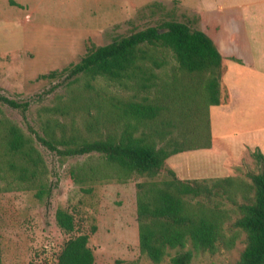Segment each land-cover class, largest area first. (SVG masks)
Returning a JSON list of instances; mask_svg holds the SVG:
<instances>
[{"label": "trees", "instance_id": "16d2710c", "mask_svg": "<svg viewBox=\"0 0 264 264\" xmlns=\"http://www.w3.org/2000/svg\"><path fill=\"white\" fill-rule=\"evenodd\" d=\"M168 55L176 63L169 70ZM221 71L222 58L210 39L199 29L173 19L105 45L88 44L76 63L38 75L36 80L55 82L42 95L58 87L68 89L78 81L87 93L96 90L93 84L97 81H110L132 91L127 99L98 93L96 108L107 111L114 131L96 140L76 136L55 139L28 126L31 139L17 125L0 120V164L10 180L0 192L10 190L8 184H36L35 197L48 198L50 187L42 183L44 160L33 140L59 159L97 155L96 166L74 167L69 174L74 182L87 183L96 176L121 183L132 174L149 179L135 184V222L139 254L151 263L160 264L168 251L175 252L169 264H190L193 254L230 249L238 234L224 233L229 213L223 209V201L228 200L236 214L232 228L244 234V246L235 264H264V155L257 150L251 153L263 169L249 174L247 185L230 177L179 180L168 169L164 178L153 180L169 156L208 147V107L225 99L219 88ZM0 104L16 110L24 120L30 102L0 94ZM67 108L51 110L61 113ZM172 118L176 122L173 125ZM100 122L105 123L104 114ZM169 126L178 129L182 142L188 135L186 129L194 139L203 141L200 145H180L167 136ZM236 195L239 203L234 200ZM54 221L64 233L75 229L72 214L63 209L55 210ZM87 238L80 234L67 239L54 264H93Z\"/></svg>", "mask_w": 264, "mask_h": 264}, {"label": "rangeland", "instance_id": "374dc122", "mask_svg": "<svg viewBox=\"0 0 264 264\" xmlns=\"http://www.w3.org/2000/svg\"><path fill=\"white\" fill-rule=\"evenodd\" d=\"M188 1L192 0H0V94L30 102L24 120L16 110L0 104V120L17 125L31 139L33 135L28 126L38 134L50 133L55 139L76 136L96 140L111 134L114 130L109 114L105 110L98 112L96 108L98 93L127 99L132 91L110 81H97L93 84L96 90L87 93L82 91L81 81H78L68 89L58 87L42 95L55 82L36 80V77L76 63L88 44L105 45L112 39L159 25L164 20L185 22L198 29L196 13L186 5ZM152 4L157 6H150ZM166 60L167 70L176 66L169 55ZM64 106L68 108L61 113L51 110ZM103 114L104 124L100 122ZM171 123H176L173 118ZM168 128L167 136L174 137L183 146L200 145L198 143L203 141L193 138L187 130L188 124L185 130L188 135L183 142L177 128ZM200 131H203L202 125ZM218 132L225 136L232 134L230 140L234 148L238 149L242 140L252 148L243 150L235 160H227L225 170L214 178L230 177L249 184L248 175L263 169V164L257 163L251 153L257 150L264 155V107L229 126L230 133H227L228 127L226 132L221 129ZM254 139L262 146L260 149L253 148ZM33 145L44 160L42 183L50 187V192L48 198L38 200L36 184H8L10 190H1L0 264H54L62 244L80 234L88 236L93 264H153L139 254L135 222V184L149 179L132 174L120 183L94 176L87 183H77L69 176L70 172L82 164L96 166L97 155L89 159H59L34 140ZM176 159L183 164V174L185 159L183 156ZM207 168L210 167L204 166L201 171ZM166 169L170 170L164 164L153 180L164 178ZM6 183L10 180L0 164L1 189ZM234 200L239 203L240 197L236 195ZM56 209L72 214L75 223L72 233H64L56 226ZM223 209L229 213L223 225L224 233L228 236L234 231L237 239L230 249L193 254L190 264H235L237 261L244 246V234L232 228L236 218L232 202L224 200ZM174 253L168 251L160 264H169Z\"/></svg>", "mask_w": 264, "mask_h": 264}, {"label": "crops", "instance_id": "0c3cea01", "mask_svg": "<svg viewBox=\"0 0 264 264\" xmlns=\"http://www.w3.org/2000/svg\"><path fill=\"white\" fill-rule=\"evenodd\" d=\"M186 5L195 11L198 29L222 58L219 88L225 99L208 107V147L171 155L164 164L179 180H198L217 177L227 160H235L243 150L252 148L245 140L234 148L232 134L225 136L218 131L226 132L228 127L230 133L229 126L264 107V0H192ZM253 142V148L262 147L255 139ZM181 156L186 162L183 174V164L176 159ZM204 166L210 168L201 171Z\"/></svg>", "mask_w": 264, "mask_h": 264}]
</instances>
